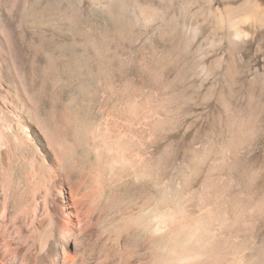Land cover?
Here are the masks:
<instances>
[{"label":"rangeland","instance_id":"obj_1","mask_svg":"<svg viewBox=\"0 0 264 264\" xmlns=\"http://www.w3.org/2000/svg\"><path fill=\"white\" fill-rule=\"evenodd\" d=\"M203 1L0 0V264H30L49 217L86 245L107 212L77 221V198L170 213L102 235L144 264H264V16L237 34L243 0Z\"/></svg>","mask_w":264,"mask_h":264},{"label":"bare ground","instance_id":"obj_2","mask_svg":"<svg viewBox=\"0 0 264 264\" xmlns=\"http://www.w3.org/2000/svg\"><path fill=\"white\" fill-rule=\"evenodd\" d=\"M175 1H176L175 3H177V4H181L184 2V0H175ZM205 1L207 2L206 6L208 5L212 8V5H214V2H216L217 0H205ZM218 1H220L221 4L228 6V8H229L230 6H233V4L238 3V1H240V0H218ZM196 2L198 3V1H196ZM243 2H245L244 3L245 5L242 7H246V9H245L243 14L239 15L238 18H240L239 19L240 21H238L237 18H236L237 20H234L235 17L234 18L228 17V14H227L228 26L232 27V30L236 31L237 34L240 33V31L242 30L241 29V24H242L241 22H243V23L246 22V25H247V23H249V22L254 23L255 20L264 16V7L262 6L264 4V0H243ZM203 3H204V1L202 2V4ZM239 4H241V3H239ZM169 5H168V7H169ZM192 5H193V3H192ZM198 5H199V3H198ZM200 5H201V2H200ZM204 5H202V6H204ZM190 6H187L186 9H188V7H190ZM205 7H203V10H205L204 9ZM210 7H208L207 9H209ZM184 8H185V6H184ZM184 8H182V9H184ZM190 9L192 11V8H190ZM200 9H199V12L201 11ZM224 9H225V7H224ZM235 10H240V9H235ZM195 11H196V9H195ZM217 11H219L218 8H217ZM184 12H185V10H184ZM187 12H188V10H187ZM199 12H196V14ZM207 12H209V11H207ZM225 12H226V10H224V13ZM173 14H174V12H173ZM184 14H186V13H184ZM206 14L207 13H205V15ZM219 14H221V13L219 12ZM175 15H176V13H175ZM210 15H212V13ZM213 15H214V12H213ZM196 17L200 18V16H197V15H196ZM205 17L206 16H204L203 18H205ZM209 17L211 18V16H209ZM209 17H206V18H209ZM223 17L225 18L226 16L224 15ZM207 20H209V19H206L205 21H207ZM197 21L199 22V20H197ZM213 22H214L213 24H215V21H213ZM193 23H194V21H193ZM203 23H205V22H203ZM203 23H201V24H203ZM221 23H219V24L224 25V22H223V24H221ZM219 24L217 23V25H219ZM228 26H227V28H228ZM251 26L252 25H250V27ZM254 27H256V26H254ZM212 28H213V26H212ZM223 29H224V27H223ZM219 30H220V28H219ZM6 166H8V164ZM6 168L8 169V167H6ZM71 195H72V193H71ZM72 198H73V196H72ZM71 206H72L71 209H72L74 215L78 218L77 221L83 220L82 217H80V216L87 218L89 215L92 216V214L98 213V214H101L100 216L102 217L104 215V213H106V212L107 213H106V215L103 216V218H100V219L98 218V221L96 223H94L93 220L90 219V218H93V216L89 217V221H87L86 231L89 233V235H92V236L86 245H82L79 241L74 239L72 236L68 235L64 230H62L61 228H59L56 225L55 221L52 218L49 217L48 221H47V226L45 227V230L38 232V234L36 236L37 242H38V250L34 253L32 262L30 264H144L143 263L144 261L142 262V259L144 257L142 252H141L142 244H139L138 241H137V243L132 241V239H131L132 237L129 234H125L124 235L125 237L120 233L119 234H112L109 237L105 236L107 238H104V236L102 237V235H104V233L107 232L108 230L109 231L113 230V227H114L113 223H115V222L117 223V221H120V220H123V221L127 220L125 222L126 225H128V222H131V221L135 222V224L137 226V230L138 229L142 230L143 227L146 226V224L151 225L155 231L161 225H164V227L166 226L168 229L173 230L174 223H175V219L173 218V216L169 215L170 213L168 215L161 213V214H158L155 217H153V219L151 221L150 220L146 221V219L144 218V215L141 214L142 212L141 213L135 212L136 214H130V212H128L126 206L125 207L124 206H117V207H115L114 210H111L109 207H101L98 205L89 207L87 205L85 206V204L82 203L80 201V199H78V198L74 199V201L72 199V205ZM95 215L96 214H94V216ZM95 231H96V233L93 234V232H95ZM192 254L190 252V254L189 253L184 254V255H182V257L179 256L181 258H178V261L181 260L182 261L181 263H183V264H191L192 261L194 260V256ZM156 255H158V254H156ZM171 255H172L171 264H175L176 258H174L175 257L174 254H171ZM23 259H25V258H23ZM149 261H151V260H149ZM2 262H0V263H2ZM17 262H18V260H17ZM151 262H152V264H160V256H159V258L157 256ZM10 264H11V262H10ZM13 264H15V263H13ZM18 264H19V262H18ZM20 264H22V263H20Z\"/></svg>","mask_w":264,"mask_h":264}]
</instances>
